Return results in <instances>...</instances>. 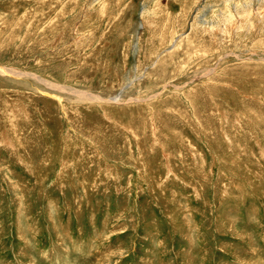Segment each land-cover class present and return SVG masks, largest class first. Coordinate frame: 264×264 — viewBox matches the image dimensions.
Masks as SVG:
<instances>
[{"label":"rangeland","instance_id":"obj_1","mask_svg":"<svg viewBox=\"0 0 264 264\" xmlns=\"http://www.w3.org/2000/svg\"><path fill=\"white\" fill-rule=\"evenodd\" d=\"M0 264H264V0H0Z\"/></svg>","mask_w":264,"mask_h":264},{"label":"bare ground","instance_id":"obj_2","mask_svg":"<svg viewBox=\"0 0 264 264\" xmlns=\"http://www.w3.org/2000/svg\"><path fill=\"white\" fill-rule=\"evenodd\" d=\"M0 71H2V72H11V70L9 71L8 69H5L4 67L3 68L0 67Z\"/></svg>","mask_w":264,"mask_h":264}]
</instances>
